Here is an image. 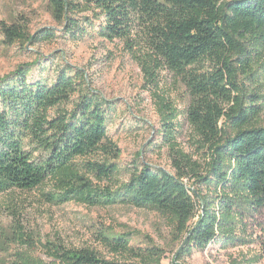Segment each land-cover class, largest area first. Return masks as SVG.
I'll return each mask as SVG.
<instances>
[{"label":"trees","instance_id":"16d2710c","mask_svg":"<svg viewBox=\"0 0 264 264\" xmlns=\"http://www.w3.org/2000/svg\"><path fill=\"white\" fill-rule=\"evenodd\" d=\"M49 2L66 36L82 37L94 28L93 18L100 20L96 33L105 40L128 42L141 34L145 79L155 85L156 72L165 68L182 83L189 97L187 122L207 161L203 167L179 149L175 118L162 103L172 120L163 123L160 142L174 174L141 166L118 180L111 161L120 150L107 135L109 103L82 71L66 65L51 84L29 83L30 66L23 65L0 78V195L49 184L43 197L53 206L75 202L156 212L170 220L178 239L184 237L175 261L215 242L222 248L239 244L234 242L243 216L264 211V128L255 124L259 112L252 99L259 96L237 82L251 58L264 52V0ZM83 11L91 17H74ZM1 31L8 42L19 38L15 27ZM129 42L131 48L142 45ZM196 185L219 195L210 202ZM10 238L17 243H0V264H161L164 256L152 243L133 246L113 232H100L97 239L110 259L89 248L19 243L21 232Z\"/></svg>","mask_w":264,"mask_h":264},{"label":"rangeland","instance_id":"374dc122","mask_svg":"<svg viewBox=\"0 0 264 264\" xmlns=\"http://www.w3.org/2000/svg\"><path fill=\"white\" fill-rule=\"evenodd\" d=\"M74 17L91 16L83 11ZM92 22L94 28L75 39L66 36L63 24L54 19L49 0H0V78L23 65L30 66L26 75L29 83L51 84L66 65L82 71L91 89L110 105L107 135L120 150L119 157L111 161L120 181H126L133 169L141 166L174 174L169 151L160 142L162 125L172 120L171 115L179 149L203 166L207 154L196 147L187 122L189 97L182 83L162 68L156 72L155 85H151L139 64V57L146 53L139 40L141 34L132 35L129 41L142 45L131 48L129 41L101 38L96 33L100 20L93 18ZM3 27H15L19 38L8 42ZM45 33L54 38L45 40ZM34 37L32 42L27 40ZM248 64L247 73L238 75L237 82L248 93L259 96L258 100L252 98L259 112L255 124L264 128V52L254 55ZM162 103L171 109V115L165 116ZM183 184L192 190L191 182ZM194 189L201 190L210 202L219 195V190L211 192L200 185ZM49 190V184H45L33 191L13 190L0 195V243H17L16 238L12 242L10 238L15 231L23 233L19 243L89 248L110 259L112 256L97 239L100 232H113L129 237L133 246L142 248L152 243L163 252L161 264H264V211L243 216L234 242L239 244L222 248L215 242L175 261L184 237L178 239L167 217L124 205L86 207L69 202L53 206L43 197Z\"/></svg>","mask_w":264,"mask_h":264}]
</instances>
